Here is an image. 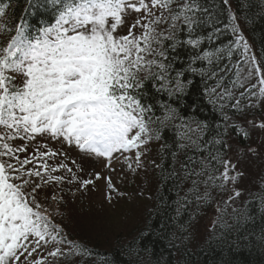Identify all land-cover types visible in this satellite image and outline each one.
I'll return each instance as SVG.
<instances>
[{
	"label": "snow or ice",
	"instance_id": "obj_1",
	"mask_svg": "<svg viewBox=\"0 0 264 264\" xmlns=\"http://www.w3.org/2000/svg\"><path fill=\"white\" fill-rule=\"evenodd\" d=\"M240 2L243 9L256 5L257 15L264 16V0ZM25 4L14 24L11 4H0V36L8 37L0 40V264H71L76 257L81 264L93 257L110 264L107 255L70 240L55 222L59 213L48 211V201L63 200L60 186L86 188L94 181L76 176L63 161L49 164L68 154L47 142L103 157L109 167L119 153L130 171H139L165 132L174 140L159 145L160 163H152L176 190L169 245L177 251L205 245L264 250V227L249 228L264 220V179L252 188L239 187L245 176L241 166L249 158H264V118H244L264 107V68L239 23L252 18L239 15L232 0ZM37 9L46 15L28 22ZM226 34L232 39L217 44ZM196 77L220 116L214 125L185 100ZM253 133L259 134L256 145L249 143ZM234 136L242 149L234 148ZM61 169L70 175H53ZM95 179H101L99 173ZM105 179L110 192L123 195L111 176ZM106 198L111 203L112 196ZM167 205L161 196L158 208ZM212 206L214 219L201 240L195 225L200 211ZM185 213L188 219L180 221ZM48 245L51 261L39 251Z\"/></svg>",
	"mask_w": 264,
	"mask_h": 264
},
{
	"label": "rangeland",
	"instance_id": "obj_2",
	"mask_svg": "<svg viewBox=\"0 0 264 264\" xmlns=\"http://www.w3.org/2000/svg\"><path fill=\"white\" fill-rule=\"evenodd\" d=\"M243 29V33L252 47V52L259 60L256 50L254 49L247 29L241 21H239ZM6 36H0V40H7ZM260 61V60H259ZM262 67V66H261ZM255 83V80L252 81ZM243 91V89H241ZM264 118V107L251 109L247 113L246 119ZM259 142V134L253 133L249 143L256 145ZM16 143H21L16 141ZM51 149H60L62 152H67V157L59 155L55 160H48L49 164L63 161L68 167L73 169V174L81 179H93L94 183L88 185L86 188H80L79 183L68 184L60 186L62 191L60 195L63 200L59 203L48 201V211L51 213L58 212L55 215V222L62 226H68V233L71 232L75 237L78 236L89 237L92 241H101L105 244L106 241H114L119 233L128 235L135 231L138 226L143 224L144 213L151 208V199L149 197V189L152 185L153 175L156 171L153 160L157 162V151L159 143L152 146L151 151L143 157L144 168L139 171H130L127 167L128 161L124 159L119 153L114 154L109 167V161L103 157L87 156L80 152L75 147H69L67 144H61L59 141L47 142ZM231 143L234 148L242 149L237 139L233 138ZM133 155L134 154H124ZM235 159V152L232 153ZM75 161L76 163H73ZM32 167V165H29ZM82 167V171L79 169ZM242 169L245 173L242 183L239 187H254L261 179H264V158H249V162L244 163ZM114 169V170H113ZM99 173L101 179L96 180L95 174ZM53 175H64V169H61ZM111 176L112 183L118 189L117 192H110L106 177ZM112 196V201L109 203L106 198L108 195ZM214 219V206L208 211L202 213L198 219L195 227L198 236L203 240L207 235V227ZM52 245L39 250L40 255L47 257L49 261L53 258L47 256V250L51 249ZM36 256V254H34ZM39 258V257H37ZM74 263V259L71 264ZM59 264H65L64 260H60Z\"/></svg>",
	"mask_w": 264,
	"mask_h": 264
},
{
	"label": "trees",
	"instance_id": "obj_3",
	"mask_svg": "<svg viewBox=\"0 0 264 264\" xmlns=\"http://www.w3.org/2000/svg\"><path fill=\"white\" fill-rule=\"evenodd\" d=\"M234 8L239 15L247 14L252 18V22L245 24L243 20L241 22L247 29V34L257 52L258 58L261 61V66L264 68V57L261 56L262 50H264V16L257 15L258 7L253 5L251 8L243 9L241 7L240 0H232ZM10 3L11 7L8 9V13L12 16L11 23H15L19 17L23 14V10L26 7L25 0H0V4ZM14 13V15H12ZM38 9L36 15H28L27 21L35 23L37 20L45 16ZM6 19V18H5ZM224 22H227V15L223 17ZM8 38V37H7ZM232 39L231 35H224L216 43H227ZM213 83V82H209ZM227 85V80L225 81ZM204 85L201 83L200 78H195V84L190 89V94L185 97L188 105L196 104L200 111L197 115L201 119L207 120L211 124H215L220 120L219 114L216 110L206 102L203 95ZM187 111V109H185ZM227 111V110H226ZM237 141L244 145L237 137H233ZM174 140L171 132H165L164 139L159 143L168 142L172 143ZM157 164L160 163L159 156L157 154ZM166 168L171 166V157L164 162ZM153 183L149 189V197L151 199V208L144 213V220L141 226L135 229L132 233L125 235L119 233L114 241H106L105 244L101 241H92L89 237L78 236L75 237L71 232L68 233V226H62L68 235L70 240L79 241L87 247L94 249L99 254L107 255L110 258V264H264V250L260 248L241 249L235 251L232 249L220 250L218 248H209L204 246L202 249L197 247H189L187 249L181 247L179 251L176 248L171 247L168 242V238L173 230V225L169 220V217L173 216L174 204L176 199V190L173 187V181H164L160 176V170L156 168V171L152 179ZM187 187V186H185ZM183 192H181V195ZM161 196L167 198L168 205L164 208H158V200ZM211 207L202 209L199 217L205 211H208ZM256 214V209L253 207V215ZM188 219V213H185L180 221H186ZM162 223H168V230L161 228ZM261 227H264V220L257 219L255 225H249L255 231H259ZM144 233H147L146 235ZM66 264V262H65ZM73 264H81V258H74ZM83 264H99L95 257L84 260Z\"/></svg>",
	"mask_w": 264,
	"mask_h": 264
}]
</instances>
